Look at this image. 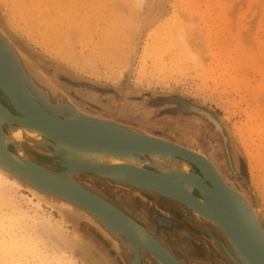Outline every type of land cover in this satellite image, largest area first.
<instances>
[{"label":"rangeland","instance_id":"1","mask_svg":"<svg viewBox=\"0 0 264 264\" xmlns=\"http://www.w3.org/2000/svg\"><path fill=\"white\" fill-rule=\"evenodd\" d=\"M0 1V28L32 67L45 75L74 106L87 115L136 131L145 130L144 133L175 143H180L184 137L195 140L202 154L214 161L229 182L250 200L264 226V0H44L47 4L51 2V20L59 22L55 24L54 33L51 27L46 29L44 25H40V31L34 23L33 28L29 27L19 12L17 14L13 0ZM57 1L62 4L58 5ZM147 16L150 20L145 23ZM122 26H128L129 30ZM120 28L126 31L124 40L118 36ZM175 29L187 35L179 31L183 38L187 37L183 41L186 40L185 46H190L188 53L182 51L181 42L182 50L176 42V37L181 36ZM184 54L192 56V60ZM0 97L15 111L1 90ZM83 97L86 102H82ZM178 100L212 112L222 125L227 147L222 135L204 120L190 115V119L181 117L174 106ZM191 122L196 132L188 131ZM238 128L246 132L255 179L251 178L249 152L240 141ZM178 132L183 134L179 137ZM9 148L15 150L12 145ZM30 155L40 166L55 171L64 169L48 151L44 154L31 151ZM91 178L102 182H91ZM75 180L100 195L103 193L109 201L114 199L112 203L137 221L146 223L153 236L158 233L156 238L184 263H232L222 247V242L229 246L227 240L209 222H204L207 231H203V226L190 222V217L175 206L161 205L144 192L101 177L84 174L76 176ZM18 189L23 194H32L27 188ZM13 196L21 208L35 212L24 195L13 192ZM127 197L131 206L128 200L125 203ZM45 208L56 215L55 208L51 210L48 205ZM155 215L166 220L156 221ZM74 220L70 218L66 224L72 230L70 234L76 235L75 222L87 223V219ZM12 221L11 226L18 227V220ZM6 227L0 228L1 234H6L3 230H8ZM78 234L81 238H77L71 251L77 256L78 264H93L82 252L88 244L97 252L100 264H133L135 253L132 250L121 251L116 244H104L93 227L85 226ZM142 258L144 264H163L145 251Z\"/></svg>","mask_w":264,"mask_h":264},{"label":"bare ground","instance_id":"2","mask_svg":"<svg viewBox=\"0 0 264 264\" xmlns=\"http://www.w3.org/2000/svg\"><path fill=\"white\" fill-rule=\"evenodd\" d=\"M49 1H51V0H49ZM57 2H58V5L62 4V3L59 4L60 1H57ZM0 3H1V1H0ZM49 3H51V2H49ZM49 3L47 4L44 0H13V5L18 10L17 14L19 12V15L21 16V18L25 20V22L28 24L29 27L33 28L31 25L34 23L35 28H37V26H38V28H37V30H38L39 28H42L40 25H42V26L44 25L45 27L44 26L43 27L46 29L51 27L52 31L54 33V29L57 30L56 25H58L59 22H57V20L54 21L55 20L54 18H52L54 20H51L50 13L52 11L50 9L51 4H49ZM1 4H0V6H1ZM4 4H5V2H4ZM49 5H50V8H49ZM88 7H89V5H88ZM3 10H5V8ZM53 10H55V9H53ZM0 12H2V11H0ZM3 12H5V11H3ZM133 12L135 13L136 11H133ZM132 15L134 16L133 13H132ZM153 15H154V12H153ZM153 15H150V16H153ZM133 16H132V18L134 19L137 16V14L135 15V17H133ZM154 16H156V15H154ZM158 16H159V14H158ZM31 17L34 18V20H32L34 22L31 21ZM147 17H149V16H147ZM136 18H138V17H136ZM160 18H161V16H160ZM13 19H14V17H13ZM134 20H136V19H134ZM134 20H132V21H134ZM148 20H150V17H149V19L148 18L145 19V23ZM158 20H160V19H158ZM135 23H136V21H135ZM126 24H128V23H126ZM126 24L124 23L123 25L126 26ZM141 25H143V24H141ZM178 26H176V28H178ZM146 27L150 28L151 26L149 27L146 25ZM179 27L181 28V26H179ZM44 28H43V30H44ZM127 28L129 30L128 26H127ZM127 28L125 27V29H127ZM136 28H137V26H136ZM138 28H140V27H138ZM148 28H147V30H148ZM114 29H115V27H114ZM133 29H134V27L131 30H133ZM140 29H142V28H140ZM170 29L173 30L174 27H172ZM139 30H138V32H139ZM180 30H178V31L176 30V32H178V34L181 36V38H179L180 40L176 37V42L177 43L181 42L183 44L184 48H182L183 46L181 43H180V45L179 44H177V45H179L180 49L181 48L183 49V50L181 49L183 52L186 51L185 53H188L189 52L188 51L189 45L187 43L188 46H185V43H184L187 40L186 39L187 37L184 36V38H183L182 37L183 35H181V34H184V33H182ZM39 31H40V29H39ZM39 31L38 32L36 31V32L39 33ZM71 31H74V29ZM75 31H77L75 33L78 34V29H76ZM119 31H120V33H119ZM179 31L181 32V34L179 33ZM130 32H132V31H130ZM69 33H71V35H72L73 32H69ZM75 33H73L74 34L73 36H77ZM112 33H114V32H112ZM118 33L121 34V35H118V36H120L121 40L122 39L124 40V35H125L126 31H124L120 28L118 30ZM109 34H111V33H109ZM44 35H46V33H44ZM129 35H130V33H129ZM184 35H186V34H184ZM56 36L58 37V34H56ZM73 36H70V38H72ZM113 37H114V35H113ZM112 39L113 38L110 37V41ZM183 39H186V40L183 41ZM72 40L73 39L70 40L71 43H72ZM74 41H76V40L74 39ZM55 43H56V41H55ZM108 43H109V39H108ZM115 47H117V46H115ZM186 48H187V50H186ZM61 50H62V48H61ZM121 50L123 51V49H121ZM116 54H117V52H116ZM60 55L62 56V54H60ZM180 55H182V54H180ZM183 56H185L187 58L189 57L190 59L193 58L192 56H188V54H187V56L185 54ZM196 62H197V60H196ZM87 96H88V93H87ZM83 98L85 100H83L82 102H86L87 99L85 97H83ZM192 107L193 106H191V109H192ZM5 108H7V107H5ZM202 109H203V107H202ZM9 111H11V110H9ZM14 114H17V113H14ZM70 117L73 118L72 116H70ZM33 120L34 121L35 120L36 121H42L38 117H36V119L33 118ZM210 120L214 121L213 123L217 127L218 130L224 131L222 128V125L220 124V122L217 119L210 118ZM107 121H110V120H107ZM107 123H109V122H107ZM111 130H112V132H111ZM106 131L108 132L107 134L109 135V137H103L100 139L99 138H96V139L86 138V139L90 140L92 142L91 145L93 143L94 144L99 143L100 145H103V146L104 145H110V144L114 145L118 142V139L122 140L125 143H129L131 141V138L129 136H128L129 137L128 138L126 134L122 135V133H120V132H117L116 134H114L115 133L114 129H110V131L107 129ZM144 132H145V130H144ZM237 132H238L241 143L246 147L247 151L251 154L250 155L248 153L247 155H248L249 164H250L249 165L250 175H251V178L253 179L254 178L253 174L255 171L254 166L252 165V160H251L253 158V154L251 152L250 145L247 142L248 139H247L246 132L243 130V128H241V129L238 128ZM179 134H183V133L178 132V135ZM150 136L157 138V139H160V140L165 141V142H169V143L171 142L172 143V141H170L166 138H161L159 136H154V135H150ZM180 136L181 135H179V137ZM180 141H181V139L179 140V142ZM12 143H14L17 148H15V150L11 149L10 151L6 150L7 147ZM85 143L88 144L90 142L85 141ZM173 143H175V142H173ZM175 144L179 145L181 147L190 149L191 151L196 152V153L200 154L201 156L207 158V160H209L210 163L215 167L220 178H223L225 180L224 176L220 173V170L217 167L216 163L214 161H212L211 159H209L208 157L204 156L203 155L204 153L202 154L198 142H196L195 140H193L191 138H185L184 137V139H182V141L180 143H175ZM51 147H52L53 151H55L56 153H59L63 157H65L63 161L66 162V164H68V166H70V168H71L68 171L67 175L62 174V173H58V172L48 171L46 169L43 170V169L37 167L36 164L32 163L29 160V153L31 151H36L37 153H40V154L41 153L44 154L45 151H48L50 153V151L48 149H50ZM8 162H11V163H14V164H17L18 166H20V168H22L26 172H28V174L30 176H32L33 179L38 184L43 182L49 186L53 185V188H54V186H56L57 188L58 187L62 188L63 191L66 193H71V194H73L79 198H84L92 206H94L96 208V210H99L104 215H106V217L103 215L100 216L98 214H94L93 211L87 209L86 207L79 204L78 202H74L72 200H66L64 198L62 192H59V191L49 190V191L43 192V194H42L39 189L33 188L31 195L30 194H23L18 189L22 185L20 182V179H22L21 175L15 174V176H14L15 179H11L7 176V172L9 169L7 166ZM194 167L195 166L191 163L190 160H188L182 156L176 155V154L169 152V151H156L153 153H146V152H142V151H133V150H125V149H119V150L98 149V148H94L93 146H89V147L88 146H75L72 144H62V143L59 145L57 143H54L52 141V139L42 129H40L37 126L23 125L20 123L11 122L9 125L4 126L3 135H1V132H0V228L1 227L4 228V226H6V225H7L6 228H8V225H10L9 226L10 230H9V228H8V230L3 229L4 232L6 231V234H4L3 232H2V234L0 233V264H78L77 256L71 251L74 250L75 242H76L77 238L80 237V236H78V235H80L78 233L82 232V230L85 226L93 227L100 234L101 240L104 244L108 245L109 243L112 242V244H116V246L121 251L122 250L123 251L132 250V252L135 253L136 252L135 249H137V244H136L137 242H135L133 238L125 240L126 238H123V236L120 234L117 226L106 220L108 215H113V216H116V218H119V219L122 218L124 220L125 216L123 215V213L113 209L107 202L104 201V200H106L104 197H102L101 195H99L98 193L95 192L96 191L95 189H92V188L87 189L84 187V185L82 186L78 182H76L75 181L76 176H74V175L86 172L85 170L87 168H98L102 172H105L112 177H118V178H125L126 177V179L131 178V179H134L135 181H137L141 184H147V185L153 186V187H158V186L159 187H163V186L168 187V185L165 184L164 181L159 179L160 178L159 175L166 176L168 178H174L176 175H185L186 176V175L191 174L192 172H197L195 170L196 168H194ZM203 170L206 173L207 177L212 176L211 168H209L207 166H203ZM57 171H59V170H57ZM97 179H99V178H95V179L91 178V182H102L101 180H97ZM216 179L217 178H215V180ZM88 181L90 182V180H88ZM173 181L180 183V184L183 182V186L186 190V193L188 195L193 194L194 188H193V184H192L190 179L182 180L179 178H174ZM216 182H218V180H216ZM85 184H86V182H85ZM225 184L230 189L232 196H233L234 206L236 207L238 212L241 214L242 218L245 220V223L250 228V230H252L253 232L255 231V230H253V226H255L257 233L259 232V237L257 236V234H256V236L264 243V232L260 231L258 229V227L256 226L257 225L256 221L254 220V217L251 214L252 204H251L250 200H248L242 192L237 191L235 187L229 186L227 184L226 180H225ZM31 187H33V186H31ZM112 189H115V188H112ZM118 190H116V191H118ZM243 190H244V188H243ZM12 191L14 193H21L22 195H24V197H26L27 201H29L30 204L35 208V212H32V211L30 212V210L28 211L26 209L21 208L17 204L18 202L15 201V197L13 196ZM207 191H209V189H207ZM131 192H133V191H131ZM132 194H134V193H132ZM93 195H95V196H93ZM102 195H103V193H102ZM103 196H105V195H103ZM217 196L219 197V203L221 205H227V203H229L228 200L224 197V195H222V191L220 189H218V191H217ZM169 197L165 196V198L160 201L161 205L170 204L172 206H175L176 208L181 210V212L185 213L186 216H189L190 220L189 219H187V220H189L190 222L192 220L194 222V224H196V226H203L205 224L204 222H206L205 219L206 220L208 219L210 221L211 226H214V228L216 230H219L221 233L222 232L224 233L223 236L227 240V242L230 246L231 252L237 258L239 263H241V264H254L249 259V257L247 255H245V253L241 250V248L234 241L232 236L226 234L222 230V227L219 224V222H217L215 219H211V218L207 217L206 215H204L203 213L198 211L196 208L181 202L179 199L171 197V196H169ZM127 198L125 199V203H126V200H128L127 203L130 204L129 197H127ZM144 200H145V198H144ZM198 200L202 203L203 206H205V207L207 206V201L204 200L202 197L199 196ZM23 201H26V200H23ZM112 201H114V199ZM46 202H48L49 204H47ZM45 205L46 206L48 205L51 210H54V208H55L57 213L60 214L61 218L59 216H56L57 213L55 215L54 213L49 212V210L47 208H45ZM130 206H131V204H130ZM29 207H30V205H29ZM256 210H257V208H256ZM142 215H143V213H142ZM81 216H83V217H81ZM258 216H259V214H258ZM15 218H16V221L18 220L17 221L18 227H17V225H14L16 227L11 226V222L13 223L12 220ZM20 218H22V220ZM70 218H72V220L75 219L74 221H78L79 219H82V218L87 219V223H81L80 221L75 222L73 227H76V229H77V230H75L76 232L78 231V233L76 235L70 234V233H72V230L66 224V223H69L68 220H70ZM8 221H10L9 224H8ZM14 223H15V221H14ZM145 224L146 223H142L140 221L139 222L138 221L137 222L132 221L129 218L127 220L126 226L128 228H130L131 231L136 235L138 242H140L144 246L153 247L154 249H156L157 251H159L161 253H163V252L171 253L176 258L175 253L171 252V250H169L164 244L158 243L157 241H155V239H153V237H152L153 234L151 233L150 229H148V227ZM148 224H149V222H148ZM182 225H183V223H182ZM203 231H207L204 226H203ZM207 234H209V233H207ZM157 235H158V233H157ZM157 235H156V237H157ZM100 248H101V246H100ZM93 249L94 248L88 244V245H85L83 247L82 252L86 255L87 258H89V261H91L93 264H100V259L96 256L97 252L96 251L94 252ZM101 250H102V248H101ZM141 253H142V250H141ZM141 256H142V254H141ZM227 256L228 255L226 254V257ZM122 259H124V258H122ZM226 259H228V258H226ZM141 262H142V264H144L143 258H142Z\"/></svg>","mask_w":264,"mask_h":264},{"label":"water","instance_id":"3","mask_svg":"<svg viewBox=\"0 0 264 264\" xmlns=\"http://www.w3.org/2000/svg\"><path fill=\"white\" fill-rule=\"evenodd\" d=\"M0 90L7 97L10 105L17 113H12L0 102L1 135H3L4 133L5 125H9L11 122H16L23 125H34L39 127L52 139L54 143H57L59 145L62 143L72 144L75 146H93L94 148L98 149H125L142 151L146 153H153L156 151H169L190 160L191 163L195 166L194 168H196L198 172H192L191 174L186 176L176 175L174 178H179L182 180L190 179L194 188V192L192 195H188L186 193L183 182L180 184L174 182V178H168L162 175H159V179L164 181V183L167 184L168 187H153L147 184H141L131 178L126 179V177H112L107 173L102 172L98 168H87L85 170L86 172L75 174L74 176L87 174L101 177L116 184L128 186L136 191L144 192L145 194L150 196V198H152L156 202H159V204H161L160 201L163 200L165 196L177 198L181 202L196 208L207 217L215 219L217 222H219L222 230L226 234L232 236L234 241L239 245L245 255L249 257L252 263L264 264V243L258 238L259 232L257 233L255 226H253V230H255L254 232L250 230V228L245 223V220L242 218L241 214L234 206L232 193L226 186L225 180L229 186H235L229 182V180L225 177L220 169V173L224 176L225 180L223 178H220L215 167L210 163L209 160H207V158L191 151L190 149L176 145L173 142L169 143L162 141L160 139L151 137L147 133L136 131L111 121L87 115L82 111L80 112V110L76 106H74L65 97V95L49 81V79L45 75H43L41 72H38L34 67H32L26 56L17 49V47L12 43L9 36L1 28ZM70 116H72L73 118H71ZM36 117L40 118L42 121H34L33 118L36 119ZM109 128L115 130L114 134H116L117 132L122 133V135L126 134L127 137L129 136L131 138V141L129 143H125L122 140L118 139V142L114 145L110 144L103 146L99 143H93L91 145L92 142L86 139H100L103 137H109V135L107 134L108 132L106 131L107 129L110 131ZM85 141H89L90 143L87 144L85 143ZM10 145H12L14 149L17 148L14 143ZM9 146L6 150L10 151ZM48 150L64 167L62 171H55L36 164L32 160L30 153L29 160L43 170L46 169L48 171L67 175L68 171L71 168L70 166H68V164H66V162L63 161L65 157L53 151L52 147ZM7 166L9 168L7 176L11 179H15V174H20L22 178L20 179V182L22 184L21 187L29 189L31 193L33 188L39 189L42 194L43 192L49 190L59 191L62 192L66 200L78 202L87 209L93 211L94 214H98L100 216L103 215L106 217V215H104L101 211L96 210V208L84 198H79L71 193H66L62 188H57L56 186H54L53 188V185L49 186L43 182L38 184L33 179V177L28 174V172L20 168V166H18L17 164L8 162ZM203 166L211 168V177H207L206 173L203 170ZM215 178H217L216 180H218V182H216ZM84 187L88 189V187ZM207 189H209V191H207ZM218 189L222 191V195H224V197L228 200L229 203H227V205H221L219 203V197L217 196ZM236 190L239 191L237 188ZM199 196L207 201L206 207L203 206L202 203L198 200ZM104 201L107 202L113 209L123 213V215L125 216L123 220L122 218L119 219L116 218V216L108 215L106 220L116 225L119 229L120 234L123 235L126 239L133 238L134 241L137 242V249H135L136 252L133 259V264H142L141 250L150 253L163 264H186L179 258H175L171 253H161L153 247L144 246L143 244L138 242L136 235L131 231L130 228L126 226L127 220L129 218L132 221L137 222V220L130 216L124 209L115 205L111 201L107 199ZM46 203L49 204L48 202ZM251 209V214L257 224L256 226L260 231L264 232V226L255 213L253 206ZM154 218L156 221L160 220L164 222L166 220V218L159 215H155ZM205 221L210 223L208 219H205ZM222 234L224 235L223 232ZM256 234L258 237L256 236ZM152 237L158 243H162L158 239H156L155 236L152 235ZM222 247L233 264H241L233 255L230 247L227 244L222 242Z\"/></svg>","mask_w":264,"mask_h":264},{"label":"flooded vegetation","instance_id":"4","mask_svg":"<svg viewBox=\"0 0 264 264\" xmlns=\"http://www.w3.org/2000/svg\"><path fill=\"white\" fill-rule=\"evenodd\" d=\"M0 102L6 106L8 109L11 110L10 107H8L5 102L2 100V98L0 97ZM175 105V108H176V111L180 114L181 117H186L188 119H190L189 117H195L196 119H202L204 120L205 122H207L208 125H210L214 131H217L220 135H222V139H223V143H224V146L227 147V137L225 136L224 132L223 131H220L217 129V127L214 125V121H211L210 118H213V119H217L212 112H210L209 110L205 109V108H201L200 106L198 107V105H191V103H188V102H183V100H178L177 102L175 101L174 103ZM191 106L192 109H191ZM196 106V107H195ZM13 113H15L13 110H11ZM203 113H202V112ZM206 112V113H205ZM190 115V116H189ZM195 128V129H194ZM188 130V129H187ZM188 131H194L196 132L197 129L195 127V124L191 122V127ZM12 149V148H10ZM198 172V171H197ZM100 195V194H99ZM101 196L104 197L101 193ZM105 198V197H104ZM106 199V198H105ZM175 227V226H174ZM172 252V251H171Z\"/></svg>","mask_w":264,"mask_h":264}]
</instances>
